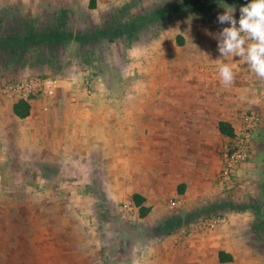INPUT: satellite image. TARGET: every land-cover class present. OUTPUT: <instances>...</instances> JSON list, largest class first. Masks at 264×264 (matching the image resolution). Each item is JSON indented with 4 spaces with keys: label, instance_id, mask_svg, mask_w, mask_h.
I'll return each instance as SVG.
<instances>
[{
    "label": "rangeland",
    "instance_id": "rangeland-1",
    "mask_svg": "<svg viewBox=\"0 0 264 264\" xmlns=\"http://www.w3.org/2000/svg\"><path fill=\"white\" fill-rule=\"evenodd\" d=\"M53 2L45 7L34 2L36 6L25 16L24 29L19 26L23 16L19 22L8 16L0 18L4 25L0 30V88L32 75L69 81L68 76L74 74L83 82L85 77L100 80L104 84L99 87L102 92H125L127 85L121 77L128 72L127 44H149L160 30L172 38L180 32L186 35L187 31H199L205 33L204 45L217 55L214 35L229 26L219 23L218 15L234 9L238 20L240 8L249 0H125L120 5L85 11L80 5L78 22L69 5ZM121 53L125 54L124 63L120 62ZM65 86L68 84L62 82L58 92ZM83 87L85 92L92 91L84 83ZM45 99L49 102L47 109L41 105L38 115L7 118L5 129L0 130V264H79L73 256L81 253L94 258L100 254L103 264H117L115 257L125 250L142 251L144 247L131 244L137 238V227L125 229V214L131 204L125 200V192L113 186L115 181L106 179L110 169L98 165L96 155L81 156L70 145H57L56 125L61 120L57 111L64 105ZM43 124L42 132L37 128L34 133L35 126ZM253 136L254 157L264 162V116ZM260 179L264 181L262 171ZM174 199H180V203L170 207L166 200V217L147 229L145 236L177 235L183 240L192 231L190 223L194 229L208 233L227 224L228 215H238L244 217V238L238 245L239 259L229 264H264L260 227L264 223V201L243 204L222 198L188 212L183 209L182 198ZM217 216L225 217V222L214 228L205 224ZM146 222L142 218L133 224ZM217 248L212 244L206 251L211 264Z\"/></svg>",
    "mask_w": 264,
    "mask_h": 264
},
{
    "label": "crops",
    "instance_id": "crops-1",
    "mask_svg": "<svg viewBox=\"0 0 264 264\" xmlns=\"http://www.w3.org/2000/svg\"><path fill=\"white\" fill-rule=\"evenodd\" d=\"M53 1L69 5L77 22L80 21V5L83 11L101 10L104 5L109 7L125 2L0 0V18L8 16L9 20L15 18V22H19V17L23 16L19 26L24 29L27 25L25 16L36 6L34 2L45 7ZM92 2L94 6L90 7ZM3 27L0 24V30ZM186 33L180 32L172 38L171 34L160 30L149 44H127L128 72L121 77L127 85L125 92H102L99 87L103 88L104 84L97 79L91 81L92 91L85 92L83 79L70 74L69 81L60 80L56 93L62 82L68 86L50 101L64 105L57 111V116L61 117L56 125L59 127L57 145L61 148L63 143L70 145L81 156L96 155L98 165L110 169L105 174L106 179L115 181L113 186L121 188L125 200L129 199L131 203L129 213L125 214V229L137 227V238H133L131 244L144 249L125 250L115 257L117 264H211L206 251L212 244L218 245L214 264L236 263L240 252L238 245L244 238L241 232L244 217L238 215H228L227 224L208 233L194 229L190 223L192 231L183 240L177 235L176 238L163 235L150 239L145 233L166 217V200L170 198H182L183 209L188 212L222 198L243 204L264 201V181L260 179L264 162L254 157V136L249 158L235 170L232 188L224 192L218 190L220 149L243 126L242 110L258 111L262 121L264 81L255 77L242 58L221 57L219 51L215 55L211 48L208 50L204 45L205 33ZM122 36L125 37V30ZM124 61L125 54L121 53L120 62ZM222 63L234 70L235 80L231 86L220 82L218 68ZM121 84H124L122 80ZM16 101L4 92L3 87L0 88L1 132L7 118L22 119L13 112ZM29 102L30 114L24 118L38 115L42 111L41 105L44 108L49 104L45 98H33ZM220 120L231 124L234 136L221 133ZM45 126H35L34 133L38 129L41 133ZM75 191L80 193L78 189ZM134 193L144 196L143 205L150 208L144 216L132 200ZM142 218L148 222L134 227L133 223ZM260 227L264 237L263 222ZM73 257L79 264H96V261L103 264L104 261L100 254L95 255L97 258L84 253Z\"/></svg>",
    "mask_w": 264,
    "mask_h": 264
},
{
    "label": "built area",
    "instance_id": "built-area-1",
    "mask_svg": "<svg viewBox=\"0 0 264 264\" xmlns=\"http://www.w3.org/2000/svg\"><path fill=\"white\" fill-rule=\"evenodd\" d=\"M74 75V74H73ZM60 79L52 75H32L22 79L11 80L5 84L3 90L16 100L30 101L34 97L52 98L59 87ZM84 85L90 90L91 79L85 77ZM48 108V104L44 109ZM243 126L236 135L222 145L220 156L221 168L218 173V185L223 191H228L234 183L235 170L250 155L253 132L261 121V116L254 110H248L242 114ZM180 200L170 198V207H175ZM225 222V217L217 216L207 219L205 224L214 228L217 224Z\"/></svg>",
    "mask_w": 264,
    "mask_h": 264
},
{
    "label": "clouds",
    "instance_id": "clouds-1",
    "mask_svg": "<svg viewBox=\"0 0 264 264\" xmlns=\"http://www.w3.org/2000/svg\"><path fill=\"white\" fill-rule=\"evenodd\" d=\"M237 20L231 11L218 15V22L229 26L214 35L221 57H240L255 77L264 81V0H249L239 10ZM220 82L231 86L234 70L227 63L218 68Z\"/></svg>",
    "mask_w": 264,
    "mask_h": 264
},
{
    "label": "trees",
    "instance_id": "trees-1",
    "mask_svg": "<svg viewBox=\"0 0 264 264\" xmlns=\"http://www.w3.org/2000/svg\"><path fill=\"white\" fill-rule=\"evenodd\" d=\"M94 6V2L91 3L90 7ZM30 109H31V103L26 100H18L13 104V112L16 116L19 118H24L30 114ZM219 130L223 135L232 137L234 136V130L231 124L227 121L220 120L219 123ZM132 200L135 203V205L139 206V212L141 216H144L148 211L149 207L143 205L145 201V197L142 196L140 193H134L132 195ZM221 260L222 259V253H220ZM227 256V255H226ZM229 256H227L228 258Z\"/></svg>",
    "mask_w": 264,
    "mask_h": 264
}]
</instances>
